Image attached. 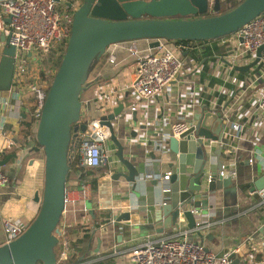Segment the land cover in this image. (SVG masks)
<instances>
[{
	"label": "crops",
	"instance_id": "crops-1",
	"mask_svg": "<svg viewBox=\"0 0 264 264\" xmlns=\"http://www.w3.org/2000/svg\"><path fill=\"white\" fill-rule=\"evenodd\" d=\"M74 2L58 0V6L73 14L75 19L79 8L76 10ZM3 36L7 35L0 30V59L5 49ZM152 43L151 39L118 41L99 51L89 63L79 95V111L71 123L69 146L72 141L80 140L78 132L85 129V121L118 112L113 123L118 140L124 145V156L127 159L137 157V160H143L146 169H142L135 185L124 178L113 179L114 174L110 175L109 172L114 169L113 164L116 166L115 173L126 171V168L115 162L117 147L110 138L106 143L114 150L112 164L71 170L65 183L66 189L72 191L74 200L61 217L60 234L55 235L56 258L63 251L64 239L70 240L69 247L74 248L73 252L76 250L72 244L79 234L67 235L66 229L70 227L74 231L90 228L91 234L83 239V246L76 247L85 248L88 254L94 255L117 245L130 246L149 235H170L181 228L191 229L184 212H179L170 194L163 191L166 183L159 177L170 169L169 162L161 158L163 150H158L157 146L161 142L160 138L164 142L167 135L172 134L173 126L178 121L193 122L197 112H203L204 107L206 110V99L216 93L225 100V107L228 104L223 118L225 120L228 117L229 122L225 120L227 129L224 140L228 144H220L222 149L218 158L212 156L213 167L216 169L219 166L218 160L227 164L224 178L231 179L232 188L225 194L222 189L212 193L210 202L202 210L205 211V217L213 221L227 220L220 225L202 229V237L192 232L187 235V239L202 242L214 253L220 254L240 245L244 239L252 238L254 249L264 251V230L261 227L264 203L261 204L259 198L250 194L264 187V163L260 159L254 164L249 163V158L253 157L257 149L264 158V112L258 107L262 85L249 87L255 67L243 72L230 69L233 62L239 65L254 63L256 52L253 56L234 57L241 43V38L235 32L215 40L184 43L186 50L178 52L184 66L169 91L128 109L135 104L131 82L135 78L137 57L149 53ZM67 48L62 51L52 50L49 55L42 56L39 64L33 66L43 78L41 83L48 78H55ZM132 49L137 51L136 54L132 53ZM32 58L35 60L36 57ZM110 58L114 62H110ZM228 76L237 78L238 82L226 80ZM13 86L12 81L10 90L0 91V117L6 114L7 118L6 129L0 133V161L9 157L4 165L8 168L9 182L0 187V246L8 236L4 219L10 217L16 221H25L30 227L40 213L46 188L45 151L38 143V128L33 125L31 117L29 140L21 135L24 118L30 114L32 100L25 96L24 107L21 110L16 108L10 99L11 90L16 89ZM135 111L137 126L133 122ZM234 123L244 125L241 136L236 137L238 131L232 128ZM210 128L216 130L212 125ZM146 173L154 176L146 180ZM164 201L168 203L164 204ZM125 211L130 213V219L116 221ZM192 218H195L194 215ZM98 239L102 242L99 253H96ZM252 255L259 261L263 258L262 252L252 253L250 257ZM247 260L240 258L237 264L238 261L239 264H250Z\"/></svg>",
	"mask_w": 264,
	"mask_h": 264
},
{
	"label": "water",
	"instance_id": "water-1",
	"mask_svg": "<svg viewBox=\"0 0 264 264\" xmlns=\"http://www.w3.org/2000/svg\"><path fill=\"white\" fill-rule=\"evenodd\" d=\"M221 4L220 0L215 1V12L220 11ZM208 7V0H83L75 15L67 51L51 84L38 124L37 140L44 147L46 160L43 205L23 236L0 246V264L57 263L54 232L65 208L71 123L79 111L82 82L91 60L99 51L118 41L151 39L154 47L161 38L169 41L215 40L234 34L264 11V0H244L229 12L213 17H197L208 13ZM2 39L5 49L0 59V91L12 88L16 55V47L10 44V36H3ZM262 50L264 46L257 49L254 63L238 64L235 69L241 72L253 69L259 62ZM206 107V110L204 107L203 112L194 115L187 131L178 138L167 135L164 142L160 138L157 146L158 150H169L167 158L163 159L169 162V194L173 205L185 215L189 212L193 216L194 208L203 212L212 193L222 189L225 194L232 188L231 179L219 174L223 163L220 164L218 160L219 166L215 169L212 158L220 156L217 154L222 149L220 144L225 141L227 121L223 118V111L213 113L208 105ZM118 115L115 112L103 117L102 121L110 128L111 140L117 147L118 162L126 168V171L115 173L113 179L124 178L135 185L146 164L137 157L125 158L124 145L118 140L113 123ZM133 122L138 125L136 111ZM210 125L216 130H212ZM209 139L217 141L211 152L205 146ZM8 161L9 157L1 160L0 167ZM208 175H211L209 183L206 180ZM129 219L130 213L125 211L116 221ZM195 224L196 219L190 227L194 228ZM197 235L202 237V231ZM98 241L96 253H99L102 242L100 239Z\"/></svg>",
	"mask_w": 264,
	"mask_h": 264
},
{
	"label": "built area",
	"instance_id": "built-area-1",
	"mask_svg": "<svg viewBox=\"0 0 264 264\" xmlns=\"http://www.w3.org/2000/svg\"><path fill=\"white\" fill-rule=\"evenodd\" d=\"M76 10L79 8L83 0H74ZM216 0H208V12L214 13V5ZM223 0H220V3ZM9 19V21H7ZM74 15L58 6V0H0V30H3L7 36H10V44L16 47L15 55V71L13 75V84L16 89L10 92L12 103L19 110L26 103L24 99L27 97L33 101L31 105L30 117L33 125L39 127L44 104L51 88L53 78L43 80L36 69L33 67L39 64L43 55H49L52 50L66 49L69 39L73 32ZM237 37L241 38V43L234 53V57L253 56L257 49L264 46V11L255 16L247 24L236 32ZM156 46L150 49V52L137 57L135 78L131 82V90L135 97L134 105H130L128 109H133L138 104L150 99L158 97V95L169 91L171 85L177 79V76L183 69L184 63L178 52L186 50V44L179 41H169L167 39H158ZM136 54V50H131ZM31 54V55H30ZM63 54V52L61 53ZM62 55H60L61 57ZM32 57H36L35 60ZM62 58V57H61ZM110 62H114L110 58ZM236 62L230 64V69L235 70ZM255 74L250 79L249 87L262 85V91L259 98L258 107L264 112V50L260 56L259 62L255 65ZM238 82L237 78L228 76L226 80ZM40 81V82H39ZM26 96V97H25ZM208 108L213 113L218 110L223 111L225 108V100L220 101L218 93L212 94L206 99ZM5 102V106H6ZM8 108V107H7ZM225 120L229 122L228 117ZM103 118L85 121L84 130L78 132L80 140L72 141L67 151L68 164L70 170H76L101 167L110 165L114 150L107 146V141L111 138L110 128L104 124ZM6 114L0 117V133L6 129ZM191 123L181 120L174 124L172 135L178 138L183 132L187 131ZM244 125L234 123L232 128L238 131L236 137L241 136ZM206 141L205 146L208 151L217 144L212 139ZM228 144V141H223ZM168 151L163 150V159L167 158ZM260 150L254 152L253 157L249 158V163L254 164L257 159L264 163V158L260 156ZM117 165L120 162L115 161ZM113 170L109 171L110 175L115 174V165ZM227 164H223L219 174L223 177L227 173ZM152 173H146V180L152 178ZM170 171L162 174L159 179L164 181L166 185L163 191L170 193L169 185ZM207 182L211 181V175H208ZM9 182V175L0 168V187ZM149 186V185H147ZM71 190L66 189L65 192V208L73 204V195ZM254 197L264 203V187L259 188L250 193ZM164 201V204H167ZM196 224L194 228H181L174 234H166L161 236L149 235L142 241H138L129 245H117L112 249L99 253L93 258L84 259L73 264H96L103 260H116L115 264H235L240 258H248L250 264H264V251L262 249L255 250L253 239H244L240 245L221 252L214 253L207 248L204 243L193 242L187 239L189 233H198L200 230L224 223L227 219L213 221L209 217H205L204 213L196 208L192 210ZM212 220V221H211ZM3 224L8 232L6 242H12L19 239L29 228V223L21 220L16 221L7 217ZM264 230V221L261 225ZM77 236L76 238H79ZM70 241V240H69ZM63 240V251L56 260V264H68L65 261L73 254L69 250V242ZM73 242V240H71ZM75 241V238H74ZM255 252H262V259L256 260V257L250 255ZM240 261H238L239 264Z\"/></svg>",
	"mask_w": 264,
	"mask_h": 264
},
{
	"label": "trees",
	"instance_id": "trees-1",
	"mask_svg": "<svg viewBox=\"0 0 264 264\" xmlns=\"http://www.w3.org/2000/svg\"><path fill=\"white\" fill-rule=\"evenodd\" d=\"M244 0H223L221 3V9L218 13L216 14H223V13H226V12H229L231 10H233L235 7H237L238 5L241 4V2H243ZM205 17H211V16H205ZM195 18V17H193ZM179 42H182V43H188L189 41L188 40H177ZM220 101H223V99L220 98ZM32 105H33V101H31ZM30 114H27V116L24 118V123H23V127H22V132H21V135L23 136L24 139H27L29 140L28 138L30 137V133H31V130H30ZM2 170L4 171H8V168L6 167H2L1 168ZM66 234H79L80 237L79 238H76L75 241L73 242L72 246H74L76 248L75 252H73V247H69V250H70V253L73 254L69 257L68 260H66L65 262L68 263V264H73V263H77V262H80V261H84V259H87V258H93L95 255L94 254H88V252H86L85 248H77L76 246L77 245H82L83 246V239L87 236H89L91 234V231H90V228H87L83 231H74L73 228H67L66 229ZM72 231V233L70 232ZM88 255V256H87ZM96 264H115L113 262V260L111 259H108V260H103L101 262H97Z\"/></svg>",
	"mask_w": 264,
	"mask_h": 264
},
{
	"label": "rangeland",
	"instance_id": "rangeland-1",
	"mask_svg": "<svg viewBox=\"0 0 264 264\" xmlns=\"http://www.w3.org/2000/svg\"><path fill=\"white\" fill-rule=\"evenodd\" d=\"M216 13H218V11H216V12H214V13H212V12H208V13H205V14H200V15H197V17H205V16H211V17H213L214 15H216ZM56 76V75H55ZM55 79V78H54ZM53 82V81H52ZM14 88H16L15 87V85L13 86ZM219 124H221V123H219ZM220 153H221V149L220 150H218V154L217 155H220ZM220 161V164H221V160H219ZM90 204V203H89ZM91 205V204H90ZM89 205V206H90ZM185 217L189 220V223H190V226L192 227L193 226V223H194V219L192 218V215L189 213V212H187L186 213V215H185ZM191 241H196V240H192L191 239Z\"/></svg>",
	"mask_w": 264,
	"mask_h": 264
},
{
	"label": "bare ground",
	"instance_id": "bare-ground-1",
	"mask_svg": "<svg viewBox=\"0 0 264 264\" xmlns=\"http://www.w3.org/2000/svg\"><path fill=\"white\" fill-rule=\"evenodd\" d=\"M61 225H62V223L59 221V224L57 226V229L54 232V235H59L60 234V232H61Z\"/></svg>",
	"mask_w": 264,
	"mask_h": 264
}]
</instances>
